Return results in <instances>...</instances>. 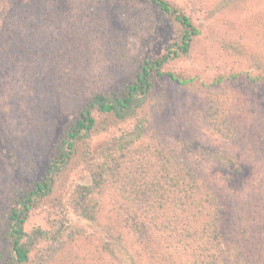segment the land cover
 Segmentation results:
<instances>
[{
	"label": "trees",
	"instance_id": "16d2710c",
	"mask_svg": "<svg viewBox=\"0 0 264 264\" xmlns=\"http://www.w3.org/2000/svg\"><path fill=\"white\" fill-rule=\"evenodd\" d=\"M141 1L0 0L9 159L31 170L38 141L68 117L30 184L6 190L0 166V264H30L33 252L50 264H264V74L168 70L200 31L178 5L147 0L177 25L153 56L120 21L142 17ZM244 1L247 37L264 44V6ZM174 87L198 99L169 128ZM76 169L85 178L66 189ZM35 212L43 225L26 231Z\"/></svg>",
	"mask_w": 264,
	"mask_h": 264
},
{
	"label": "rangeland",
	"instance_id": "374dc122",
	"mask_svg": "<svg viewBox=\"0 0 264 264\" xmlns=\"http://www.w3.org/2000/svg\"><path fill=\"white\" fill-rule=\"evenodd\" d=\"M174 5L181 7L187 14L200 34L194 38L189 53L168 64L167 69L175 72H183L188 76H197L203 80H208L212 76L225 71H245L257 74H264V44L256 42L247 37V27L245 18L248 17L249 8L244 0H168ZM139 9L143 15L139 19L132 17L120 18L122 23L136 27L143 33L138 43L140 48L148 49L153 56L162 54L166 46L174 41V33L177 25L172 23L171 18L158 12L156 8L146 2L141 1ZM255 8L263 7L264 0H253ZM117 22L113 17L105 18L107 29L115 30ZM254 87L248 89L253 91ZM257 95L262 102L260 108L264 110V90L257 89ZM171 96L168 112L163 116L161 123L165 127L172 128L171 120L173 116L183 114L185 109L192 108L197 104L198 95L189 94L179 88L168 90ZM64 118L58 127H53L47 137V142L42 145L37 143L35 165L31 170L24 172L18 168L17 160L9 159V151L4 149L0 142V166L7 179L4 187L11 190L14 185L25 186L37 178L47 165L52 156L54 144L58 139L60 129L67 121ZM124 127L122 125L117 128ZM117 128L111 129L110 134H116ZM172 130L170 129L169 134ZM108 138V134H101L93 139V144H98ZM17 167V169L14 168ZM17 170V171H16ZM38 170V172H37ZM85 172L80 169L71 170L66 179V189H71L75 182L82 181ZM6 193V191H5ZM3 193V198L6 195ZM72 219L75 217L70 214ZM37 225H43V217L37 212L33 214L25 226L26 231H30ZM129 243H132L130 235L126 236ZM30 264H50L47 259L40 260L33 252Z\"/></svg>",
	"mask_w": 264,
	"mask_h": 264
}]
</instances>
